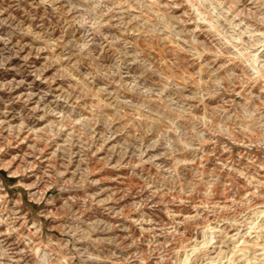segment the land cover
I'll return each instance as SVG.
<instances>
[{
  "label": "rangeland",
  "instance_id": "rangeland-1",
  "mask_svg": "<svg viewBox=\"0 0 264 264\" xmlns=\"http://www.w3.org/2000/svg\"><path fill=\"white\" fill-rule=\"evenodd\" d=\"M0 264H264V0H0Z\"/></svg>",
  "mask_w": 264,
  "mask_h": 264
}]
</instances>
